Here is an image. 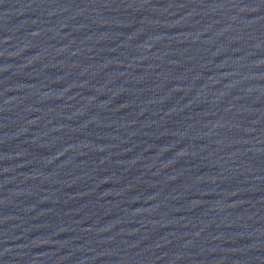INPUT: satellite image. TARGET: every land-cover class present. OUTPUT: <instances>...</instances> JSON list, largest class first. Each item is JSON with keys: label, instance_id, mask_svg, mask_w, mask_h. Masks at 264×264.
<instances>
[{"label": "water", "instance_id": "1", "mask_svg": "<svg viewBox=\"0 0 264 264\" xmlns=\"http://www.w3.org/2000/svg\"><path fill=\"white\" fill-rule=\"evenodd\" d=\"M0 264H264V0H0Z\"/></svg>", "mask_w": 264, "mask_h": 264}]
</instances>
